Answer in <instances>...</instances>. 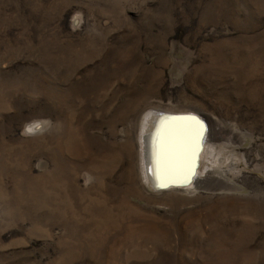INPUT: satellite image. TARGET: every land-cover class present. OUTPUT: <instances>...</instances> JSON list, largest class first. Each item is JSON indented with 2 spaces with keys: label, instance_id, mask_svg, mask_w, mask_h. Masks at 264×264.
<instances>
[{
  "label": "rangeland",
  "instance_id": "obj_1",
  "mask_svg": "<svg viewBox=\"0 0 264 264\" xmlns=\"http://www.w3.org/2000/svg\"><path fill=\"white\" fill-rule=\"evenodd\" d=\"M160 113L200 183L148 175ZM0 264H264V0H0Z\"/></svg>",
  "mask_w": 264,
  "mask_h": 264
},
{
  "label": "bare ground",
  "instance_id": "obj_2",
  "mask_svg": "<svg viewBox=\"0 0 264 264\" xmlns=\"http://www.w3.org/2000/svg\"><path fill=\"white\" fill-rule=\"evenodd\" d=\"M37 127L32 124L30 130ZM206 128L208 135V126L195 114L160 113L156 129L143 137L147 172L158 188L200 183L201 176L213 173L211 167L202 175L197 173L200 152L208 139Z\"/></svg>",
  "mask_w": 264,
  "mask_h": 264
}]
</instances>
